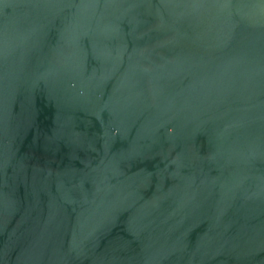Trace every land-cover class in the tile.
<instances>
[{
  "label": "water",
  "instance_id": "water-1",
  "mask_svg": "<svg viewBox=\"0 0 264 264\" xmlns=\"http://www.w3.org/2000/svg\"><path fill=\"white\" fill-rule=\"evenodd\" d=\"M0 264H264V0H0Z\"/></svg>",
  "mask_w": 264,
  "mask_h": 264
}]
</instances>
